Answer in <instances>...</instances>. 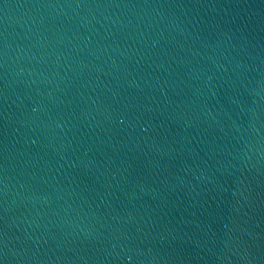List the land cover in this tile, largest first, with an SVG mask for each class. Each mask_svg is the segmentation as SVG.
Wrapping results in <instances>:
<instances>
[{
	"label": "water",
	"instance_id": "95a60500",
	"mask_svg": "<svg viewBox=\"0 0 264 264\" xmlns=\"http://www.w3.org/2000/svg\"><path fill=\"white\" fill-rule=\"evenodd\" d=\"M0 264H264V0H0Z\"/></svg>",
	"mask_w": 264,
	"mask_h": 264
}]
</instances>
